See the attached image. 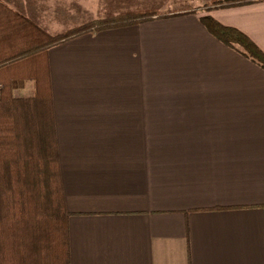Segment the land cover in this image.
Listing matches in <instances>:
<instances>
[{"label":"crops","instance_id":"crops-1","mask_svg":"<svg viewBox=\"0 0 264 264\" xmlns=\"http://www.w3.org/2000/svg\"><path fill=\"white\" fill-rule=\"evenodd\" d=\"M205 15L264 52V0L49 51L71 264H264V69L212 36ZM14 93L31 97L34 83Z\"/></svg>","mask_w":264,"mask_h":264},{"label":"trees","instance_id":"trees-1","mask_svg":"<svg viewBox=\"0 0 264 264\" xmlns=\"http://www.w3.org/2000/svg\"><path fill=\"white\" fill-rule=\"evenodd\" d=\"M255 0H227L239 6ZM154 15L125 12L51 35L0 0V264H71L70 212L61 172L49 51L87 33L140 24ZM201 23L264 69V52L240 30L210 15ZM32 81L31 97L15 96Z\"/></svg>","mask_w":264,"mask_h":264},{"label":"rangeland","instance_id":"rangeland-1","mask_svg":"<svg viewBox=\"0 0 264 264\" xmlns=\"http://www.w3.org/2000/svg\"><path fill=\"white\" fill-rule=\"evenodd\" d=\"M226 1L227 0H120L122 6L119 9L123 11V7H125L126 12L148 11L151 14L153 12L154 15H152L150 19L152 20L153 18H163V16L169 15L170 12L182 13L184 11H192L193 13L204 14L213 8H230L229 6H223ZM4 2L10 8L20 11L31 19L35 18V23L44 28V30L51 35H58L82 26L83 23H81L82 21L80 20H89V23L92 21L91 19H94L96 16L107 19L120 15H110L112 12L103 13L102 10L97 9L99 5H101V8H104L107 0H4ZM55 13L57 15H54L53 22L47 23V21L44 20L46 15L51 16ZM71 14L80 20L67 23L66 20ZM104 14L107 17H104ZM56 18H58L57 21H55Z\"/></svg>","mask_w":264,"mask_h":264}]
</instances>
